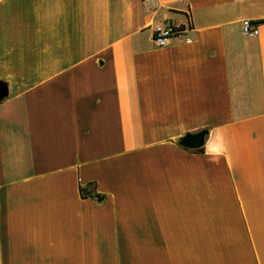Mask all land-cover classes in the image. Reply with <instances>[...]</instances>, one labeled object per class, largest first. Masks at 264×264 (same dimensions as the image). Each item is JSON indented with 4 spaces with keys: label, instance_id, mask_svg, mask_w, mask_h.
Returning a JSON list of instances; mask_svg holds the SVG:
<instances>
[{
    "label": "crops",
    "instance_id": "0c3cea01",
    "mask_svg": "<svg viewBox=\"0 0 264 264\" xmlns=\"http://www.w3.org/2000/svg\"><path fill=\"white\" fill-rule=\"evenodd\" d=\"M0 81V264H264V0H0Z\"/></svg>",
    "mask_w": 264,
    "mask_h": 264
},
{
    "label": "built area",
    "instance_id": "2783aa9c",
    "mask_svg": "<svg viewBox=\"0 0 264 264\" xmlns=\"http://www.w3.org/2000/svg\"><path fill=\"white\" fill-rule=\"evenodd\" d=\"M243 31L250 36H257L259 33L258 25L252 20L245 19L242 22ZM188 26H175V25H158L154 32V43L163 47L169 45L171 41L176 37H183L188 31ZM189 40V39H187Z\"/></svg>",
    "mask_w": 264,
    "mask_h": 264
},
{
    "label": "water",
    "instance_id": "95a60500",
    "mask_svg": "<svg viewBox=\"0 0 264 264\" xmlns=\"http://www.w3.org/2000/svg\"><path fill=\"white\" fill-rule=\"evenodd\" d=\"M8 93V84L4 81H0V102L8 96ZM207 135V130L188 133L178 138V144L188 149H201L205 145Z\"/></svg>",
    "mask_w": 264,
    "mask_h": 264
},
{
    "label": "trees",
    "instance_id": "16d2710c",
    "mask_svg": "<svg viewBox=\"0 0 264 264\" xmlns=\"http://www.w3.org/2000/svg\"><path fill=\"white\" fill-rule=\"evenodd\" d=\"M203 149H204V147H202L200 150H203ZM87 189L88 188H86V187H81V193L83 196L87 195V193H88Z\"/></svg>",
    "mask_w": 264,
    "mask_h": 264
}]
</instances>
